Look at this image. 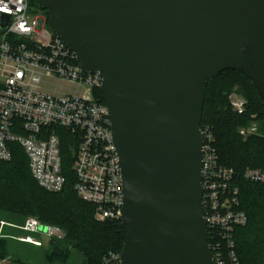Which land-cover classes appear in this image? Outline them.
<instances>
[{
  "label": "water",
  "instance_id": "water-1",
  "mask_svg": "<svg viewBox=\"0 0 264 264\" xmlns=\"http://www.w3.org/2000/svg\"><path fill=\"white\" fill-rule=\"evenodd\" d=\"M37 4L83 69L102 78L122 174L121 264H212L201 206L204 88L236 71L264 104V0Z\"/></svg>",
  "mask_w": 264,
  "mask_h": 264
},
{
  "label": "built area",
  "instance_id": "built-area-1",
  "mask_svg": "<svg viewBox=\"0 0 264 264\" xmlns=\"http://www.w3.org/2000/svg\"><path fill=\"white\" fill-rule=\"evenodd\" d=\"M5 7L7 11H0V21L7 22L5 30L0 28V162H10L11 145H18L37 186L47 193H60L66 183L61 146L69 139L75 148L71 165L74 192L94 206L95 220L119 221L122 174L109 111L96 97L100 74L83 69L75 54L48 28V19L36 13L32 0H0V8ZM228 100L236 115L246 114L244 98L230 94ZM257 133L256 123L238 130L243 139ZM201 138V206L212 264H240L234 231L246 225L247 217L240 210L235 172L219 165L209 127L201 129ZM241 177L264 184L261 169L246 168ZM20 229L25 234L21 242L35 246L41 243L31 235L43 233L55 242L64 239L59 228L43 226L32 217ZM104 263L121 264L119 255L112 253Z\"/></svg>",
  "mask_w": 264,
  "mask_h": 264
},
{
  "label": "trees",
  "instance_id": "trees-1",
  "mask_svg": "<svg viewBox=\"0 0 264 264\" xmlns=\"http://www.w3.org/2000/svg\"><path fill=\"white\" fill-rule=\"evenodd\" d=\"M42 12L48 19L49 12ZM234 88L246 101L243 116L236 115L229 106L228 97ZM204 95L200 129H211L219 165L234 170L240 210L247 217L246 225L234 231L236 255L240 264H264V184L249 183L241 177L246 168L264 170V104L250 81L236 71H224L207 81ZM96 97L105 104L100 92H96ZM254 121L258 133L243 139L238 130ZM68 140L61 146L66 183L56 194L44 192L37 186L23 150L11 145V161L0 162V213L34 217L43 226L59 228L64 239L51 241L46 251L52 264H66L71 250L80 253L87 264H105L104 259L109 254L119 255L125 233L119 221L95 220L94 206L80 200L74 192L71 165L75 148ZM1 245L0 242V259H3Z\"/></svg>",
  "mask_w": 264,
  "mask_h": 264
},
{
  "label": "crops",
  "instance_id": "crops-1",
  "mask_svg": "<svg viewBox=\"0 0 264 264\" xmlns=\"http://www.w3.org/2000/svg\"><path fill=\"white\" fill-rule=\"evenodd\" d=\"M24 220L12 217L0 218L1 234L4 236L0 238L1 248L3 252V264H52L46 257L49 243L43 233L38 235H31V239L40 242V246H35L30 243L21 242V238L25 234L21 231V226ZM66 264H87L86 259L77 251L71 250L68 254Z\"/></svg>",
  "mask_w": 264,
  "mask_h": 264
},
{
  "label": "rangeland",
  "instance_id": "rangeland-1",
  "mask_svg": "<svg viewBox=\"0 0 264 264\" xmlns=\"http://www.w3.org/2000/svg\"><path fill=\"white\" fill-rule=\"evenodd\" d=\"M32 3H33V7L35 8L36 13L40 14V16H42V17H46V14L44 12H42V10H40L38 8L37 0H34ZM230 94H236V95L241 96L243 98V96L240 93L237 92L236 88H234V90ZM252 123H256V121H254ZM259 133H262L261 130H259ZM5 216L6 217L16 218V219H21V220H25L26 218H29V216H21V215H17V214H13V213H8V212H1L0 213V218H3Z\"/></svg>",
  "mask_w": 264,
  "mask_h": 264
},
{
  "label": "clouds",
  "instance_id": "clouds-1",
  "mask_svg": "<svg viewBox=\"0 0 264 264\" xmlns=\"http://www.w3.org/2000/svg\"><path fill=\"white\" fill-rule=\"evenodd\" d=\"M0 11H7V8H0Z\"/></svg>",
  "mask_w": 264,
  "mask_h": 264
}]
</instances>
